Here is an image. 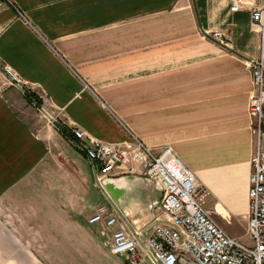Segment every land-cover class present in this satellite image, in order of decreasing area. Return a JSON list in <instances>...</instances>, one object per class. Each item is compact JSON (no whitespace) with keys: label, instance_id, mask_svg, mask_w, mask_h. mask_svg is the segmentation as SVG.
<instances>
[{"label":"crops","instance_id":"crops-1","mask_svg":"<svg viewBox=\"0 0 264 264\" xmlns=\"http://www.w3.org/2000/svg\"><path fill=\"white\" fill-rule=\"evenodd\" d=\"M240 3L231 12V0H0V264H128L87 222L106 200L70 131L128 143L104 100L130 112L123 104L136 93H127L142 82L163 108L142 142L171 147L209 190L215 223L237 239L223 228L236 220L246 235L254 150L247 61L259 53L250 7L260 0ZM211 32L227 33L228 48L201 39ZM121 176L142 177L132 161L110 178ZM130 188L133 213L158 197L141 182Z\"/></svg>","mask_w":264,"mask_h":264},{"label":"built area","instance_id":"built-area-1","mask_svg":"<svg viewBox=\"0 0 264 264\" xmlns=\"http://www.w3.org/2000/svg\"><path fill=\"white\" fill-rule=\"evenodd\" d=\"M240 6V0H231L230 11L237 12ZM250 12L251 28L259 34V53L247 61L253 86L247 111L254 146L247 189L249 244L228 236L215 223L205 209V193L195 174L171 147L154 148L134 136L118 146L92 140L80 128L70 131L74 145L93 164L101 189L103 179L132 161L161 193L152 221L142 229L127 222L103 189L106 204L99 205L87 220L99 226L110 252L124 256L128 264H264V0L251 6ZM201 39L224 48L230 42L224 32L205 33ZM4 72L22 89L17 75L8 69Z\"/></svg>","mask_w":264,"mask_h":264},{"label":"rangeland","instance_id":"rangeland-1","mask_svg":"<svg viewBox=\"0 0 264 264\" xmlns=\"http://www.w3.org/2000/svg\"><path fill=\"white\" fill-rule=\"evenodd\" d=\"M133 89L134 90L136 89V91H132ZM133 89H130L127 94L133 97V93L134 95L136 93V97L126 99L125 100L126 102L123 104L124 108L126 107H127L126 109L129 108L130 112L126 111L125 114L118 113V108L113 107L108 101L106 100L104 101L107 103V106L110 107V109L115 112L116 117L118 118L120 123L125 127L126 133L129 138L131 136H134L138 139H141V141L142 139L146 141L149 139V135L151 133L155 134V132L149 131L151 116L152 118L153 116L156 117L155 115L156 113H158L157 116L160 118L161 116H163V113H161L163 111V108L160 107L161 102H158V107L156 103L155 105H151L154 99H151V96H150L151 94L150 93V83L142 82L140 86H133ZM134 107L136 108L135 109L136 113L133 112ZM165 132L166 131L161 128V130L156 132L157 133L156 137H159L161 139L164 136ZM192 172L195 174L200 184L201 190L203 191V193H205V207H206L210 192L207 189V187L202 183L199 174L196 173V171H192ZM104 201L105 200L103 198L99 200L100 203ZM104 203L106 204V201ZM223 228L226 229V231L229 234L237 237L238 240L249 244V241L246 238V235L244 234V230L242 226L240 225V223H238V221L234 220L232 224L227 225V226L224 225Z\"/></svg>","mask_w":264,"mask_h":264},{"label":"water","instance_id":"water-1","mask_svg":"<svg viewBox=\"0 0 264 264\" xmlns=\"http://www.w3.org/2000/svg\"><path fill=\"white\" fill-rule=\"evenodd\" d=\"M45 115L49 120H51V117L49 115L47 114ZM133 182H141L142 184H145L146 187L150 189L152 188L154 192L158 193V197L152 198L144 210H139L138 212L137 211L134 212V214H136L137 216H141L142 213L147 211H150V213L152 214L149 221L146 222L144 225H142L140 228L132 223L131 220L132 211L129 208L131 195H132V190L130 186L131 183ZM101 187L107 193V195L113 200V202L120 209L123 215L127 217V219L130 221V223L134 228L142 229L146 227L148 224H150L153 218V208L161 198L160 191L155 187V185L150 180L145 179L143 177L129 178L126 176H121L119 178H105L101 181Z\"/></svg>","mask_w":264,"mask_h":264},{"label":"bare ground","instance_id":"bare-ground-1","mask_svg":"<svg viewBox=\"0 0 264 264\" xmlns=\"http://www.w3.org/2000/svg\"><path fill=\"white\" fill-rule=\"evenodd\" d=\"M152 214L150 213V211L144 212L142 213L141 216H137L135 215L133 212L131 213V220L132 223L137 226V227H141L142 225H144L146 222L149 221V219L151 218Z\"/></svg>","mask_w":264,"mask_h":264},{"label":"trees","instance_id":"trees-1","mask_svg":"<svg viewBox=\"0 0 264 264\" xmlns=\"http://www.w3.org/2000/svg\"><path fill=\"white\" fill-rule=\"evenodd\" d=\"M25 95H26L27 99H28L30 102H32V103H34L35 105L39 106V103L36 102V101L34 100V98H33L32 95H30V94H25ZM57 128L59 129V131H60L63 135H67L65 129H63V128H61V127H57Z\"/></svg>","mask_w":264,"mask_h":264}]
</instances>
